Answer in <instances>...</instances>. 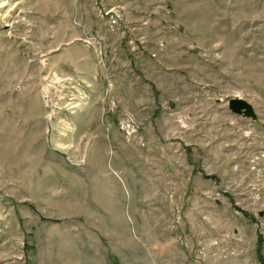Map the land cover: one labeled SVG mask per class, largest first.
<instances>
[{"label": "rangeland", "instance_id": "rangeland-1", "mask_svg": "<svg viewBox=\"0 0 264 264\" xmlns=\"http://www.w3.org/2000/svg\"><path fill=\"white\" fill-rule=\"evenodd\" d=\"M0 264H264V0H0Z\"/></svg>", "mask_w": 264, "mask_h": 264}, {"label": "water", "instance_id": "water-1", "mask_svg": "<svg viewBox=\"0 0 264 264\" xmlns=\"http://www.w3.org/2000/svg\"><path fill=\"white\" fill-rule=\"evenodd\" d=\"M227 106L231 112L243 117L256 119L257 113L252 103L241 97H232L227 101Z\"/></svg>", "mask_w": 264, "mask_h": 264}]
</instances>
